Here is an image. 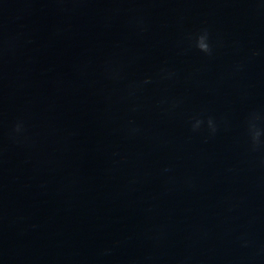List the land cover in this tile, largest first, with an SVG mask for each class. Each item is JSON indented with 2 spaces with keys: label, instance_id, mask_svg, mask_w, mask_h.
<instances>
[{
  "label": "water",
  "instance_id": "water-1",
  "mask_svg": "<svg viewBox=\"0 0 264 264\" xmlns=\"http://www.w3.org/2000/svg\"><path fill=\"white\" fill-rule=\"evenodd\" d=\"M0 264H264V0H52L8 38Z\"/></svg>",
  "mask_w": 264,
  "mask_h": 264
},
{
  "label": "clouds",
  "instance_id": "clouds-1",
  "mask_svg": "<svg viewBox=\"0 0 264 264\" xmlns=\"http://www.w3.org/2000/svg\"><path fill=\"white\" fill-rule=\"evenodd\" d=\"M189 42L191 43L194 39V47L200 51L201 53H204L207 56H212L213 55V44L211 43V34L208 29L204 28L201 29L198 33H196L194 36L192 34H189L187 37ZM256 53H253L255 55ZM108 75L110 78H114L117 74L115 73L114 70L108 69L107 70ZM174 75V73L169 72L167 69H161L160 77L161 79H169ZM151 82V78H145L142 82L140 83H135L132 85H129V94L132 95L134 94L135 90L138 89L139 87L142 86V84H148ZM174 106V105H173ZM260 117L257 114H252L248 120V133L250 136L251 140V145H252V150L255 151L257 150L260 145H261V131L260 129L256 126L255 121L258 120ZM203 123L202 120L196 119L195 123L192 124V130L197 131L201 124ZM208 126L211 128L213 132H215V125L212 120V118L208 119ZM23 130V124L22 122H17L15 125L13 131L17 134L21 133Z\"/></svg>",
  "mask_w": 264,
  "mask_h": 264
}]
</instances>
